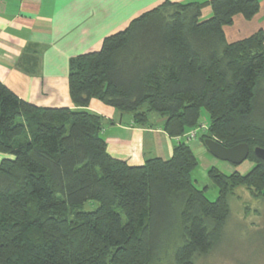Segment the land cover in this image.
<instances>
[{
  "label": "trees",
  "instance_id": "1",
  "mask_svg": "<svg viewBox=\"0 0 264 264\" xmlns=\"http://www.w3.org/2000/svg\"><path fill=\"white\" fill-rule=\"evenodd\" d=\"M205 6L212 15L201 20ZM258 10L256 0L166 1L142 13L70 60L75 109L36 107L0 82V154L11 157L0 162V264H195L219 247L234 191L264 201V163L253 154L264 149V33L232 44L223 33ZM91 100L141 125L156 114L172 138L197 129L204 110L201 144H247L255 166L245 175L209 168L210 202L185 141L167 161L111 157Z\"/></svg>",
  "mask_w": 264,
  "mask_h": 264
},
{
  "label": "crops",
  "instance_id": "2",
  "mask_svg": "<svg viewBox=\"0 0 264 264\" xmlns=\"http://www.w3.org/2000/svg\"><path fill=\"white\" fill-rule=\"evenodd\" d=\"M166 1L202 4L211 0H0V82L36 107L75 109L68 91L70 60L98 51L105 37ZM256 1L259 10L254 17L246 20L236 15L231 25L223 27L228 44L264 33V0ZM211 15L209 6L201 10V20ZM87 111L102 120L107 153L130 166H141L152 158L169 160L175 145L189 133L172 138L163 131L164 119L156 114L141 125L132 114L98 100H91ZM199 146L198 139L194 147ZM4 159L11 157L0 154V162ZM202 162L204 167L211 164L205 157Z\"/></svg>",
  "mask_w": 264,
  "mask_h": 264
},
{
  "label": "rangeland",
  "instance_id": "3",
  "mask_svg": "<svg viewBox=\"0 0 264 264\" xmlns=\"http://www.w3.org/2000/svg\"><path fill=\"white\" fill-rule=\"evenodd\" d=\"M200 126L189 130L185 142L193 148L200 165L192 173V180L198 189H205V196L214 202L218 196L217 187L209 179L208 169L214 167L225 175L237 171L241 175L247 174L254 168V163L246 160L239 166L213 158L202 145L194 147L199 135L207 131L209 119L204 110L200 115ZM203 157L211 164L203 165ZM97 203L90 202L83 206V210L90 211ZM230 218L225 228L223 243L203 258H198L195 264H264V201L256 198L245 188H237L229 198Z\"/></svg>",
  "mask_w": 264,
  "mask_h": 264
},
{
  "label": "water",
  "instance_id": "4",
  "mask_svg": "<svg viewBox=\"0 0 264 264\" xmlns=\"http://www.w3.org/2000/svg\"><path fill=\"white\" fill-rule=\"evenodd\" d=\"M203 144L213 158L234 166H239L244 163L249 155V147L247 144H239L227 148L212 139H204ZM253 154L257 159L264 163V149L255 148Z\"/></svg>",
  "mask_w": 264,
  "mask_h": 264
},
{
  "label": "built area",
  "instance_id": "5",
  "mask_svg": "<svg viewBox=\"0 0 264 264\" xmlns=\"http://www.w3.org/2000/svg\"><path fill=\"white\" fill-rule=\"evenodd\" d=\"M194 134H195V133H194ZM194 134H191V136H190V135H188V136H187V139H189V136H190V137H193V136H194ZM194 137H195V136H194ZM189 140H190V139H189Z\"/></svg>",
  "mask_w": 264,
  "mask_h": 264
}]
</instances>
